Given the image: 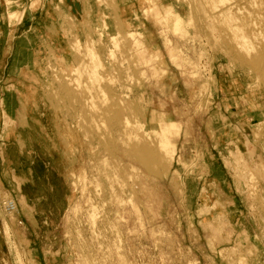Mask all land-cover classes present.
<instances>
[{
    "label": "rangeland",
    "instance_id": "374dc122",
    "mask_svg": "<svg viewBox=\"0 0 264 264\" xmlns=\"http://www.w3.org/2000/svg\"><path fill=\"white\" fill-rule=\"evenodd\" d=\"M219 1L0 0V166L67 194L0 264H264V0ZM38 8L26 76L12 46ZM12 93L49 146L11 145Z\"/></svg>",
    "mask_w": 264,
    "mask_h": 264
},
{
    "label": "crops",
    "instance_id": "0c3cea01",
    "mask_svg": "<svg viewBox=\"0 0 264 264\" xmlns=\"http://www.w3.org/2000/svg\"><path fill=\"white\" fill-rule=\"evenodd\" d=\"M116 1L118 2L119 5H122L123 9L125 10L129 8L127 7V5L134 4L135 2V0H116ZM43 16H45L43 9L40 8L31 9L26 12L22 23L17 24L20 27L27 26V28H24L22 30L23 32L20 35H18L16 37L17 38L16 41H14V44L12 46L13 47L12 54L14 55L12 56L11 63L9 65L10 68L20 69L21 72L23 71L22 72L23 74L24 72L27 74L29 68H34L36 66L35 62L37 60V56L35 57L33 54L34 47L30 43L28 32L35 25V23L39 25V23L36 21H38L39 19L41 20ZM35 29L38 32L39 30L42 31L41 26L38 28L36 27ZM18 56H20L19 60H17ZM30 56L32 57L31 58L32 60L30 59ZM23 59L26 60L23 61ZM26 76H28V74ZM19 96L20 95H17V93H12L10 97V101H14L16 104H18L17 101H20L19 104H21V102L27 104L26 110L24 111V115L25 118L27 119V123L25 125H21L20 123L19 124L17 123V125H15L14 127H12V129H10L12 131L11 134L14 140L12 141L11 145L18 146V143H21L18 137H22L25 140H27L28 136H33V134L36 133L39 137L36 143L37 144L36 147H41V148L46 147L49 141L47 136L45 135L44 132L45 127L43 126H46L48 124L44 123L45 120L43 117H41L40 120L41 122L38 121L37 119L34 120V116H36V113H34L32 109L30 110L31 108L30 104L32 101L31 97L28 96L27 98H25L22 95L21 97ZM8 111L10 112L9 114L11 115L12 119H15L18 122L19 118L17 115L18 114L17 110L14 109L13 111V109L11 110L8 109ZM255 112L256 109H250L249 111H247L248 115L250 116H252ZM175 122L177 123L178 126L180 125L179 122L177 121ZM20 148L19 150L17 149L18 151L16 152L22 154L23 151ZM6 157H4L3 161H1L2 164L0 166V185L3 186L6 193L8 192L10 195L16 198L19 206L17 220H15L11 225L5 223V226L7 225L8 231L10 226V231H11L10 243L13 244L12 240L17 239L19 236L20 238L22 239L25 238L28 241L30 240L29 239L30 236L33 237L32 233L36 235L37 228H39L38 220H36L37 217L38 219H48L50 216L53 215V213L60 211V207H61L60 202L63 201L64 197H66L67 194L63 192L62 185H60L61 189H59L58 186L53 185L50 177H45V176H43L42 178L36 177L31 168H27L24 172H20L19 170L20 158L18 156L17 158L12 156L11 157L12 160L7 159ZM45 163L47 165L51 164L48 161H45ZM20 221L21 223H18ZM41 222L43 226L42 228H45L44 227L46 224L45 221L43 220ZM0 228H2V231L4 232L3 226H1ZM12 228L15 229L13 230ZM2 231L0 229V234H2ZM44 234L50 236L51 232L50 233L45 232ZM33 240H34L33 241L34 244L36 245L37 244L36 237H33ZM8 243L9 242L5 241L4 239L1 240L0 250L1 248L9 250ZM28 251L30 252L29 253L30 258H33L40 264H43L41 262V255L39 254V252L37 255L33 253L34 251L37 250L32 249V251H30L28 249ZM31 254L33 256H31ZM37 262L36 264H38Z\"/></svg>",
    "mask_w": 264,
    "mask_h": 264
},
{
    "label": "built area",
    "instance_id": "2783aa9c",
    "mask_svg": "<svg viewBox=\"0 0 264 264\" xmlns=\"http://www.w3.org/2000/svg\"><path fill=\"white\" fill-rule=\"evenodd\" d=\"M0 207L1 211L9 217L17 215L19 212L18 202L16 198L10 194L0 200Z\"/></svg>",
    "mask_w": 264,
    "mask_h": 264
},
{
    "label": "bare ground",
    "instance_id": "6f19581e",
    "mask_svg": "<svg viewBox=\"0 0 264 264\" xmlns=\"http://www.w3.org/2000/svg\"><path fill=\"white\" fill-rule=\"evenodd\" d=\"M226 1H227V0H220L219 3H221V4H222V3H226ZM231 9H232V8L229 7V10H231ZM229 13H230V12H229ZM10 16L12 17V19H17V17H18L17 14H13V13H11ZM103 25H104V24H103ZM76 43H77L76 45H77L78 48H79V47H80V44H78L79 42L76 41ZM82 46H83V45H82ZM80 49H83V48L80 47ZM112 53H113V52H112ZM112 53H111V54H112ZM90 54L92 55V58H93V60L95 61V60H96V58H95L96 56H94L93 53H90ZM95 55H96V54H95ZM92 67H93V66H92ZM83 68H85L84 70H86V67H85V66L82 67L81 65L75 67L74 69H75L76 71H78L79 69L82 70ZM92 69L95 70V68H92ZM92 69H91V71H92ZM95 72H96V71H95ZM92 73H93V71H92ZM92 73H91V74H92ZM94 75H95V73L92 74V76L96 78V76H94ZM96 75H97V72H96ZM92 76H91V77H92ZM93 215H94V214H93ZM5 235H6V239H7V241L9 242V240H10V233H9V231H8L7 225L5 226ZM238 261H239V260H238Z\"/></svg>",
    "mask_w": 264,
    "mask_h": 264
},
{
    "label": "water",
    "instance_id": "95a60500",
    "mask_svg": "<svg viewBox=\"0 0 264 264\" xmlns=\"http://www.w3.org/2000/svg\"><path fill=\"white\" fill-rule=\"evenodd\" d=\"M78 9L80 10V7L78 6Z\"/></svg>",
    "mask_w": 264,
    "mask_h": 264
}]
</instances>
